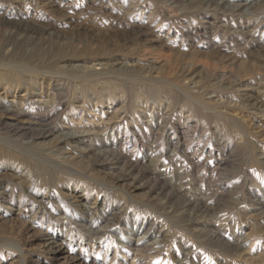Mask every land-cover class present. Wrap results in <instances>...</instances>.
<instances>
[{
  "label": "rangeland",
  "instance_id": "1",
  "mask_svg": "<svg viewBox=\"0 0 264 264\" xmlns=\"http://www.w3.org/2000/svg\"><path fill=\"white\" fill-rule=\"evenodd\" d=\"M261 105L264 0H0V264H264Z\"/></svg>",
  "mask_w": 264,
  "mask_h": 264
},
{
  "label": "bare ground",
  "instance_id": "2",
  "mask_svg": "<svg viewBox=\"0 0 264 264\" xmlns=\"http://www.w3.org/2000/svg\"><path fill=\"white\" fill-rule=\"evenodd\" d=\"M260 108L264 109V106L261 105ZM6 112H8V113H12V111L9 110V109H7ZM20 115H25V113H21ZM16 116H17V115H16ZM18 118H19V117H18ZM62 138H63V139H68V138H72V137L69 136L68 134H66V135H62V136L60 137V140H62Z\"/></svg>",
  "mask_w": 264,
  "mask_h": 264
}]
</instances>
